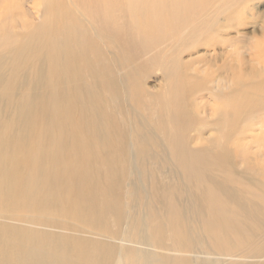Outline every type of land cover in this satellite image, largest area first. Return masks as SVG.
<instances>
[{
	"label": "bare ground",
	"instance_id": "obj_1",
	"mask_svg": "<svg viewBox=\"0 0 264 264\" xmlns=\"http://www.w3.org/2000/svg\"><path fill=\"white\" fill-rule=\"evenodd\" d=\"M214 1L27 0L38 22L0 33V264H264V165L238 168L211 135L195 145L213 129L259 155L264 110L242 121L264 107V64L225 62L208 85L178 51L161 62L199 40ZM206 84L213 118L191 107Z\"/></svg>",
	"mask_w": 264,
	"mask_h": 264
},
{
	"label": "rangeland",
	"instance_id": "obj_2",
	"mask_svg": "<svg viewBox=\"0 0 264 264\" xmlns=\"http://www.w3.org/2000/svg\"><path fill=\"white\" fill-rule=\"evenodd\" d=\"M63 2L65 3V0H63ZM220 4H222L221 0H218V1L215 0L205 11L202 12L201 16L198 14L197 16L198 20L194 23V25L196 26L200 22L202 24L204 23L202 26L197 28V34L199 35V37H200V34L202 33L201 34L202 36L200 38L198 37V35H196V37H198L196 39L200 40V41L199 40L197 41L198 43L197 42L191 43L190 46H188L189 49L187 48L188 50H185V52L179 49L181 45L177 43L178 44L177 47L175 45L173 49L169 48L168 51L166 52V55L161 57V62H165L167 57L173 51L174 52L178 51V53H180V55L177 56L178 58H181L184 62L191 60V62H186L184 66L186 69V72L195 73L199 80H203V79L206 80V82H208V85H210V81L212 79L216 78L217 76H221L222 74L225 75L227 73V72L223 73L221 70L225 62L229 66H236V69H233L231 67V69H229L228 72L234 70L235 73L239 72V74H241V71L244 72V69L250 67L252 63H254L253 60L256 59L254 66L258 71L259 70L261 71V65L264 64V50H263L264 46L261 49L259 48L257 49V46L260 42L264 44V27H263L264 0H237V2L234 5H231V8H229L228 10L226 9L225 12H220L219 14H217V11H218L217 7ZM26 5L28 7H26ZM31 5L32 3L27 4V0H0V26H1L0 33L6 31L8 28H12L19 32H21L22 29H24L23 31H26L29 25L36 24L39 20L38 15L36 13L37 7L36 6L32 7ZM252 5L254 7L251 10L250 7ZM7 20H9L8 21L9 23L5 24ZM254 21L256 23H254ZM21 25H23L24 28H22ZM3 28L5 29L3 30ZM189 28L190 27H188L184 31L183 34L189 33L190 32ZM107 31L113 34L111 29ZM116 35H122L121 38H124L123 41L126 42L125 40L126 37L123 35L121 31H119V33H117ZM195 44H196V47H195ZM104 50L107 52L111 51L113 53L116 51L113 45H104ZM137 56L135 60H137L140 57L138 62L140 61L141 62V63L139 62L140 64H144L146 61V57H144L142 54L137 55ZM138 62L136 61V63ZM161 76H162V71L160 69L158 68L155 70L150 69L148 77L143 81V86L149 90L156 91L159 85L164 84L163 81L161 80ZM231 76L232 75H227L226 77H231ZM257 77L258 75H254L255 79H257ZM250 78H244V80H247ZM254 84H255V87L259 88L261 91H264L263 84H259L256 82ZM263 95L261 98V103L264 106V96ZM193 98H194V103L193 105H191V107L196 113H197L198 103L206 101L208 103L206 108L210 112V118L214 117L213 108L216 106V103L219 104L220 102L219 100L217 102L216 99L212 98L210 88L207 87V84L205 88H203L202 90H197L194 93ZM113 102L114 103L116 102L115 104H117V103H121L122 100L118 97H114ZM145 107L146 106L143 105V108L147 111L152 109L151 106L148 109ZM263 110H264V107L261 108V110H259L257 113L253 115L251 113H248L244 117L242 124H244L245 126H248L251 123V121H257L258 117H259L258 119H260L259 115H260V112ZM209 131H208L209 133L208 132L205 133L203 139L195 143V145H200V144L208 145V142H206L205 139L206 137L211 135L215 141H217L220 144H224L225 147L230 151L231 155H233V157L237 159L236 165L238 168L241 169V168L248 167L249 170L252 171L254 170L255 167H263L264 148H262L261 151L258 153L259 155H262L263 157L259 155H256V156L254 155V159H252L251 157H253V153L256 151L254 150L255 148L252 147L253 144H251L252 139H250V137L246 138L245 140L246 142L249 143L250 141L251 143L249 144L246 143L245 146L240 147V145L237 146L235 144V142L237 143L238 139H236L234 135H231L229 133L225 134L217 130L214 131L213 129ZM190 134L193 136L194 131L192 130ZM249 134H252V133L249 132L248 136ZM189 141H190L189 143H192V144L194 143V139L192 137H189ZM241 148L242 150H240ZM245 148L247 149L246 151L248 152L244 153ZM242 153L244 154V156H242ZM260 158L263 160L262 161L263 164L261 163ZM239 160L240 162H238ZM252 160H256V162L253 161L255 164V167L253 163L251 162ZM250 162H251V165H250ZM258 163L259 164L261 163L262 165L261 164L259 165ZM263 175H264V172L263 174H260V175L256 174L255 176L261 179V178H264ZM192 256L195 258V256H200V255H192ZM201 258L203 259V261L211 260V259H208V256L202 255L200 256V258H197L198 260L197 263L200 261ZM204 264H219V263L213 260V262L206 261Z\"/></svg>",
	"mask_w": 264,
	"mask_h": 264
}]
</instances>
